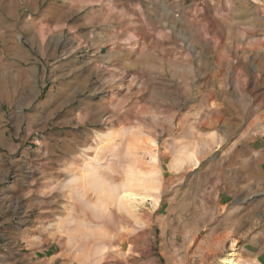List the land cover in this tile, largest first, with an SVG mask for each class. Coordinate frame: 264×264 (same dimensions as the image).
I'll use <instances>...</instances> for the list:
<instances>
[{"label":"rangeland","instance_id":"1","mask_svg":"<svg viewBox=\"0 0 264 264\" xmlns=\"http://www.w3.org/2000/svg\"><path fill=\"white\" fill-rule=\"evenodd\" d=\"M16 38L0 264H264V0H0Z\"/></svg>","mask_w":264,"mask_h":264},{"label":"crops","instance_id":"2","mask_svg":"<svg viewBox=\"0 0 264 264\" xmlns=\"http://www.w3.org/2000/svg\"><path fill=\"white\" fill-rule=\"evenodd\" d=\"M29 49L26 48L18 39H15L14 43L10 44L9 57L3 61L7 64V70L3 75H0V97H4L7 100L13 96H16L19 88V83H25L23 91L37 92L34 86L35 79H37V71L35 68H28L23 65L24 58L29 57ZM29 78L30 82L26 84V78ZM3 113L0 112V122L3 121ZM0 138L6 139V132H0Z\"/></svg>","mask_w":264,"mask_h":264},{"label":"bare ground","instance_id":"3","mask_svg":"<svg viewBox=\"0 0 264 264\" xmlns=\"http://www.w3.org/2000/svg\"><path fill=\"white\" fill-rule=\"evenodd\" d=\"M231 256H233V254H231ZM222 263L223 264H235L232 258L224 259Z\"/></svg>","mask_w":264,"mask_h":264}]
</instances>
